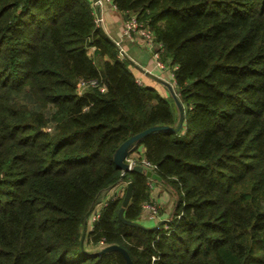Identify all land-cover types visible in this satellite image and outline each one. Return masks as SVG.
Segmentation results:
<instances>
[{
  "label": "trees",
  "instance_id": "16d2710c",
  "mask_svg": "<svg viewBox=\"0 0 264 264\" xmlns=\"http://www.w3.org/2000/svg\"><path fill=\"white\" fill-rule=\"evenodd\" d=\"M112 1L174 66L182 129L133 146L175 195L170 219L122 223L123 193L87 231L121 178L116 148L175 125L172 96L137 83L88 0H0V264H127L123 251L133 264H264V0ZM122 180L124 217L141 222L147 177Z\"/></svg>",
  "mask_w": 264,
  "mask_h": 264
},
{
  "label": "crops",
  "instance_id": "0c3cea01",
  "mask_svg": "<svg viewBox=\"0 0 264 264\" xmlns=\"http://www.w3.org/2000/svg\"><path fill=\"white\" fill-rule=\"evenodd\" d=\"M88 1L91 6H94V10L97 13H101L103 17V25L101 26V28L114 42H119V46L123 52V56L129 59L131 63L130 69L135 75L136 79H138L143 85L153 87L155 90L162 93L160 94L162 97H169V93H167V88L165 87V85L156 81L146 73L150 72L151 74L162 77L171 82V80H169L171 79L170 73H166L168 69L165 68L164 71H161V69L156 66L152 53L143 45V43L138 40L136 41L126 37H122L121 30L123 14L117 10L111 9V7L104 1H102L101 4H94V0ZM88 54L90 56L93 55L92 47L88 48ZM171 67L174 69V66ZM172 68H170L168 71H172ZM104 89L105 88L101 86L100 90L103 91ZM135 150L140 155H144V146L142 144H139L135 148ZM146 182L149 186L148 198L155 201L158 205H161L160 213L158 216L152 218H144L146 222H149V224L146 226H153L157 225L163 220L168 219L171 216L175 203V195L169 188L168 184H166L161 179L156 180L147 177ZM116 188L117 186L104 189L100 193L99 199L103 198L102 200H105L106 198H109L113 195V193H115ZM118 193L120 194L119 190ZM88 227L87 231L89 230Z\"/></svg>",
  "mask_w": 264,
  "mask_h": 264
},
{
  "label": "built area",
  "instance_id": "2783aa9c",
  "mask_svg": "<svg viewBox=\"0 0 264 264\" xmlns=\"http://www.w3.org/2000/svg\"><path fill=\"white\" fill-rule=\"evenodd\" d=\"M104 1L107 3L112 9L117 10V7L115 3H113L112 0H94V4H101V2ZM94 8V6H93ZM123 14V27L121 35L122 37H126L132 40H138L152 53L154 63L158 68L161 69V71L167 69V64L164 63L161 60V55L164 52V46L161 41L155 40V35L153 31L148 27L146 23L143 21H140L136 14L131 11H125L122 12ZM94 21L96 25L102 26L103 25V17L101 13H97L95 10L93 11ZM115 44L118 46L119 56H123V52L119 46V42H115ZM173 69V68H172ZM170 77H173V70L169 71ZM137 83L142 84L138 79H136ZM171 83V82H170ZM174 81H172L171 84H173ZM97 85V81L95 79L92 80H81L79 81V92L81 93L86 88L90 86ZM125 162L128 165V169L131 170L135 165H141L145 170H150L151 172L155 173L157 170V166L147 160L144 155H140L136 152L135 149H132L131 152L126 156ZM126 181H123L122 178L115 184L114 187L117 186L115 193H113L112 196L109 198H106L105 200H100L90 211V213L87 215V227L89 230H92V224L99 218L101 209L106 206L109 199H114L117 196H120L126 187ZM118 190L120 191V194L118 193ZM158 208L159 206L157 203L151 199L146 200L141 205V218H152L156 217L158 215ZM170 217L166 220H169ZM167 227L166 225L164 226Z\"/></svg>",
  "mask_w": 264,
  "mask_h": 264
},
{
  "label": "water",
  "instance_id": "95a60500",
  "mask_svg": "<svg viewBox=\"0 0 264 264\" xmlns=\"http://www.w3.org/2000/svg\"><path fill=\"white\" fill-rule=\"evenodd\" d=\"M97 1V0H95ZM146 72V71H145ZM149 76H151L153 79H155L156 81L160 82L161 84H164L169 92L170 95L172 96V98L174 99L175 105L177 107L178 110V119L175 125L173 126H167V125H155V126H151L141 132H138L136 134L131 135L130 137H128L127 139H125L115 150L114 154H113V159L115 164L118 166V168L121 170V178H124V176L127 173L130 172H138V173H143L146 177L151 178V179H156V180H160V176L156 173L151 172L150 170H145L141 165H135L131 170L128 169V165L125 162V158L126 156L131 152V150L133 149V146L136 145L138 142H140V140L145 137L146 135L152 133V132H156V131H160V130H170V131H174V132H178L182 129L183 124H184V108L182 106L181 101L179 100V98L177 97L174 88L172 87L171 83L159 76H156L154 74H151L150 72H146ZM131 194H132V182L131 181H127L126 183V188H125V192L124 195L122 197V201H121V205L117 211V217L118 219L127 225H131V226H135L138 228H142V229H155L157 226L153 225V226H146L144 224H142L141 222H137V221H131L128 220L124 217V209L125 207L128 205L130 198H131ZM115 246H106L103 250L107 251L110 250L112 248H114ZM125 258H126V262L127 264H133L131 259L129 258V256L123 251Z\"/></svg>",
  "mask_w": 264,
  "mask_h": 264
},
{
  "label": "rangeland",
  "instance_id": "374dc122",
  "mask_svg": "<svg viewBox=\"0 0 264 264\" xmlns=\"http://www.w3.org/2000/svg\"><path fill=\"white\" fill-rule=\"evenodd\" d=\"M93 7V6H92ZM112 9V8H111ZM114 10V9H113ZM122 27H123V21H122ZM121 32H122V30H121ZM170 68H172L170 65H167V69L169 70ZM166 71V73H170L169 71ZM169 80H171V83H172V81H173V77L171 78V79H169ZM172 85V87L174 88V83L173 84H171ZM166 87V86H165ZM167 88V87H166ZM158 93L159 94H162V93H160L159 91H158ZM167 93H169V96H170V92H169V90H168V88H167ZM168 97V96H167ZM166 97V99H168L169 100V98H167ZM124 193V192H123ZM122 193V194H123ZM122 194H121V196H122ZM103 199V198H102ZM158 205V204H157ZM159 206V208H158V215H159V213H160V207H161V205H158ZM157 215V216H158ZM140 221H141V223L142 224H144V225H148L149 224V222H146L145 221V219L144 218H140ZM88 225V224H87Z\"/></svg>",
  "mask_w": 264,
  "mask_h": 264
}]
</instances>
